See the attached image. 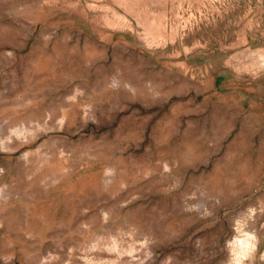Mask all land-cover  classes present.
I'll return each instance as SVG.
<instances>
[{"label": "rangeland", "instance_id": "374dc122", "mask_svg": "<svg viewBox=\"0 0 264 264\" xmlns=\"http://www.w3.org/2000/svg\"><path fill=\"white\" fill-rule=\"evenodd\" d=\"M0 264H264V0H0Z\"/></svg>", "mask_w": 264, "mask_h": 264}]
</instances>
